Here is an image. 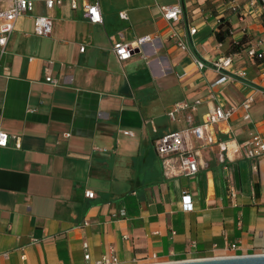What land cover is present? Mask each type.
<instances>
[{"label":"crops","instance_id":"obj_1","mask_svg":"<svg viewBox=\"0 0 264 264\" xmlns=\"http://www.w3.org/2000/svg\"><path fill=\"white\" fill-rule=\"evenodd\" d=\"M86 1L49 10L39 0L34 13L52 16V34H35L33 16L20 17L0 65V131L21 144L0 146V264H87L84 242L90 264L112 249L120 264L153 253L176 261L264 252V155L247 158L239 146L222 161L218 145L255 133L264 139V57L246 51L257 44L264 55V15L254 9L240 19L229 0H182L198 28L184 50L157 5L171 3L100 0L104 21L91 23ZM225 21L231 35L220 42ZM148 34L159 39L128 60L117 58L115 40ZM230 53L232 70L246 76L211 88L219 77L212 60ZM251 94V119L239 108L219 125L195 175H164L155 140L187 125L184 115L168 114L176 102L201 99L199 122L212 105H240ZM186 192L191 211L183 208ZM122 209L126 215H114Z\"/></svg>","mask_w":264,"mask_h":264},{"label":"built area","instance_id":"obj_2","mask_svg":"<svg viewBox=\"0 0 264 264\" xmlns=\"http://www.w3.org/2000/svg\"><path fill=\"white\" fill-rule=\"evenodd\" d=\"M39 0H0V65L4 55L7 53L8 43L12 37L18 19L24 15H31L34 19L33 32L40 36H48L52 34L53 24L52 16L50 14H35V8ZM45 6L52 10L56 6L63 4L64 0H42ZM229 8L234 13H240V19L244 17L245 13L253 11H259L264 15V0H247L245 4L239 2V0H229ZM70 5L73 8L79 6L78 0H70ZM160 6V11L164 18L171 22L173 25V31L170 35L175 43L184 50H190L188 43V37L197 33V26H191L186 19L185 9L183 7L182 0H177L176 3L171 4H157ZM84 15L91 23H103L104 18L101 9L100 0H88L84 4ZM242 13V15H241ZM123 17L126 15L122 14ZM176 24H180L183 33H180ZM159 37L152 35H144L138 37L135 40L126 41L124 38L115 40L113 42V51L120 61L130 59L138 49L145 46L147 43L156 42ZM257 44H251L246 48L247 54L251 57H257L262 59L264 57L262 52H259ZM86 46H81L80 50L85 51ZM195 63L199 68H204V61L195 56ZM52 63V61H51ZM212 67L219 73L218 79L210 84L211 88L216 85L226 83L227 81L234 80L238 77H245L246 70H232L233 54H224L211 62ZM48 82H52L57 85L59 81L53 78L51 75L46 77ZM262 92L264 97V88L258 89ZM201 99H195L193 101L182 100L176 102L171 110L168 112L169 116L173 120H177L182 115L185 116L187 125L160 135L155 140V149L158 156L161 159L163 173L167 178H173L176 176H192L195 175L201 166L204 165L202 149L208 146H212L217 142L216 134L220 130L219 125L226 123L232 119L234 114L239 108L244 110L243 119H251V109L254 102V95L251 94L245 98L240 105H212L203 114L202 120L197 122L195 120V113L198 106L201 104ZM126 135L133 136L134 131L127 129L124 130ZM69 136V134H66ZM10 139H14L16 146L20 147V137L16 134H9L5 131H0V146H7ZM218 145L221 149L219 157L222 161H225L230 148L241 147L245 151L247 158H255L264 155V139L259 133L253 134L249 139L241 142L240 144L233 143L231 141H218ZM101 150H106L101 148ZM85 194L89 197H94L92 190H86ZM184 210L191 211L194 208L192 195L188 192L182 196ZM115 216L126 215L125 209L119 210L114 213ZM125 238L128 235L124 236ZM85 249V259L87 264H90V252L88 250V242L83 243ZM235 250V247H233ZM264 253V252H259ZM240 254H227L222 256H234ZM216 256H203L198 258L189 259H203ZM177 261V260H176ZM172 261H166L159 258L156 253L144 259H134L133 264H160ZM61 264V263H59ZM94 264H120L118 256L112 249L109 253L104 254L100 259L96 260Z\"/></svg>","mask_w":264,"mask_h":264},{"label":"water","instance_id":"obj_3","mask_svg":"<svg viewBox=\"0 0 264 264\" xmlns=\"http://www.w3.org/2000/svg\"><path fill=\"white\" fill-rule=\"evenodd\" d=\"M160 264H264V253L216 256L203 259H183Z\"/></svg>","mask_w":264,"mask_h":264},{"label":"trees","instance_id":"obj_4","mask_svg":"<svg viewBox=\"0 0 264 264\" xmlns=\"http://www.w3.org/2000/svg\"><path fill=\"white\" fill-rule=\"evenodd\" d=\"M232 29L231 24L228 21H225L223 24H221L220 30L218 32V39L220 42L225 41L228 37H230V31ZM230 49L232 51H235L237 49V46L233 43L230 46Z\"/></svg>","mask_w":264,"mask_h":264},{"label":"rangeland","instance_id":"obj_5","mask_svg":"<svg viewBox=\"0 0 264 264\" xmlns=\"http://www.w3.org/2000/svg\"><path fill=\"white\" fill-rule=\"evenodd\" d=\"M160 1L162 3H172V2H175L176 0H160ZM220 1H226V0H220ZM169 123H170V129H175L177 127V124L173 122L170 118H169Z\"/></svg>","mask_w":264,"mask_h":264}]
</instances>
